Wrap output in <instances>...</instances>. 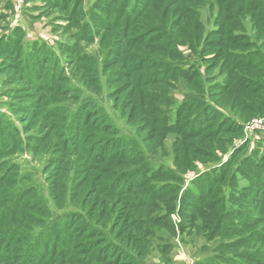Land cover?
I'll return each mask as SVG.
<instances>
[{"label": "trees", "instance_id": "obj_1", "mask_svg": "<svg viewBox=\"0 0 264 264\" xmlns=\"http://www.w3.org/2000/svg\"><path fill=\"white\" fill-rule=\"evenodd\" d=\"M84 1L24 0L32 15L40 5L61 14L53 31L74 42H56L60 56L35 42L25 49L19 28L0 36V75L25 100L9 107L20 131L0 120V264H145L161 229L173 232V214L180 230L198 218L211 238L238 237L218 248L234 249V259L206 264H264V232L254 230L264 222L262 144L242 160L248 142L222 163L216 156L242 131L231 117L245 124L264 116V0H93L86 9ZM209 1L217 25L203 37L199 13ZM246 16L251 40L236 24ZM94 42L100 60L80 46ZM198 47L211 53V69L222 61L224 77L203 92L199 72L181 64L180 48ZM177 79L193 94L171 111L163 98ZM104 87L136 133L178 135L170 165L144 137L140 151L130 150L96 102ZM23 153L43 160V194L15 161ZM194 162L213 166L198 174ZM55 211L63 214L53 223Z\"/></svg>", "mask_w": 264, "mask_h": 264}, {"label": "rangeland", "instance_id": "obj_2", "mask_svg": "<svg viewBox=\"0 0 264 264\" xmlns=\"http://www.w3.org/2000/svg\"><path fill=\"white\" fill-rule=\"evenodd\" d=\"M5 1L7 0H0V13L4 15L3 18L0 19V36H9L15 29L19 28L23 32V34H25L23 40L25 41V44L27 46L25 49H29L30 46L35 42L38 46L45 45L46 47H44L46 49H50L53 54L59 56L60 53L57 50V45H55L56 42L58 43L60 41H63L64 43L67 42L70 45L73 44L74 41L67 38L68 33H55L53 31V28L57 27L56 24H64V20L59 19L61 14L57 9H48L40 5V9H38L35 13H33L34 15H32V13H30V10H27L30 4L24 3V0H20L19 10L17 11H15L13 4H11V10L4 9ZM92 1L93 0H85L83 4L84 8L86 9L87 7H89ZM199 14V19L203 26V37H206L208 33L216 29L217 24L215 20L218 17V10L215 3L209 1L207 4H205V6L202 7ZM236 24L244 28V32L246 33V35L248 34L247 38L251 40V33L253 31H256V29L253 27L252 19L249 16H246L241 18V20L237 19ZM241 33L245 34L243 32H239V34ZM211 40H215V37H211ZM80 46L86 53L95 55L98 60L101 59V56L97 54L96 42L91 43V45L80 43ZM180 51L183 58V63L181 64L185 67H190L191 69L193 68L194 70H197L199 72V77L195 80L194 83L199 85V88L202 92L203 90H206L209 85L221 81L224 78L221 75V60H219L214 69H211V66H213L215 61L208 59L211 56V53L202 56L200 47L195 48L193 51L187 48H180ZM217 51V49H214L212 53L214 54ZM51 56L54 57L52 54ZM60 58L62 59V57ZM4 78V75H0V120L11 124L14 128L20 131L21 127L18 123V120L9 107L11 106V104L17 105L18 103L24 102L25 100H22L21 93H17L16 85L7 86L4 84ZM185 85L186 84L182 79H177L172 83L173 87L168 90L170 92V96L163 98L166 101H173V107L171 108V111L174 109V107H176L178 101L181 100L183 96H187L189 92L190 94H193L191 93V91H188ZM250 88L251 87H249V89ZM263 88L264 83L263 87L260 89L261 93H264ZM106 96L107 89L104 87L100 97H96V102L104 107L105 112L111 117L113 124L119 130L120 134L129 140L130 150L140 151V148H143L141 139L144 137L145 146H147V148L148 146L151 147L155 144V158L158 157L157 159L159 160V163L170 165L171 162L175 160L174 143L178 135L173 133L166 134L165 132H158L157 135L151 136L146 131L136 133L134 128H129L125 125L124 121L119 117L118 113L112 111V103L107 100ZM256 96V93H251L252 98H256ZM231 118L234 120V123L240 124V126L242 127V131L240 135H237L234 138L231 137V142L226 146V153H224V155L216 153V156L219 158L218 162L221 163L225 159H227L237 148L243 145H247V142L248 145L245 151L240 154L236 161L250 156V154H252V149L255 148V144L257 142H260L264 149V133L260 132L258 128H255V124H252L253 122H255V120L258 121L264 119V116L253 118L245 124H241L242 122H240L234 116ZM157 137L161 138L158 144H156ZM262 154H264V152ZM14 158L16 163L21 164V173L30 174L34 180L33 184L35 185V187L41 188V193L43 194L44 181L41 175V168L43 163L42 158H33L30 154L25 153L17 154L16 156H14ZM193 164L198 165V174L205 170V168L213 166V163H210L211 165L205 164L206 166L196 162H194ZM195 175L197 174L195 173L192 175H188V177H192ZM244 184L245 182H241L239 186H244ZM223 190H225V192ZM230 192L231 191L227 190V188H222V193L224 195ZM183 203H187V201L185 200L183 201ZM231 204L232 203H227L226 208H230ZM49 206L51 207L50 204ZM62 214V211H55L54 219L52 220V222H58ZM182 215L187 216V218L191 220V216H188L186 212H184ZM170 222L173 228V232L170 233V230H168L167 228L161 229L159 234H157L155 239H153L154 246L153 249L148 250L145 264H166V262L167 264H206L208 263L210 258L219 255H221V257L223 258L225 257V259H234V249H231V251L226 250L225 252H222L218 251V248L222 247L223 244L226 245L237 239V236H232L229 238H222L218 236L211 238L209 231L203 230L202 228H196V225L199 222L198 218L196 220V223L192 224V222L188 221V223H186L188 224V227H186L185 230H180L181 221L179 214L171 215ZM252 230L253 229L251 228L250 231ZM254 230L257 232H264V222H262V224L258 226H255ZM160 247H163V251H160ZM163 252L165 253L164 255Z\"/></svg>", "mask_w": 264, "mask_h": 264}, {"label": "built area", "instance_id": "obj_3", "mask_svg": "<svg viewBox=\"0 0 264 264\" xmlns=\"http://www.w3.org/2000/svg\"><path fill=\"white\" fill-rule=\"evenodd\" d=\"M7 1L14 5L13 7L15 8V11L19 10L20 0H7ZM252 124H255V128H258L260 132L264 133V119L258 121L255 120V122H253Z\"/></svg>", "mask_w": 264, "mask_h": 264}]
</instances>
